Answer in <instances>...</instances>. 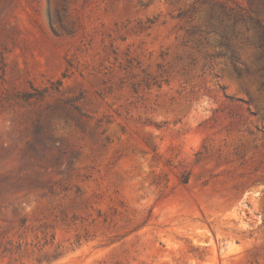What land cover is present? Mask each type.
I'll return each instance as SVG.
<instances>
[{"label": "rangeland", "instance_id": "obj_1", "mask_svg": "<svg viewBox=\"0 0 264 264\" xmlns=\"http://www.w3.org/2000/svg\"><path fill=\"white\" fill-rule=\"evenodd\" d=\"M263 82L264 0H0V264H264Z\"/></svg>", "mask_w": 264, "mask_h": 264}, {"label": "trees", "instance_id": "obj_2", "mask_svg": "<svg viewBox=\"0 0 264 264\" xmlns=\"http://www.w3.org/2000/svg\"><path fill=\"white\" fill-rule=\"evenodd\" d=\"M261 86H264V82L262 83V85ZM187 181L186 180H184V183H186Z\"/></svg>", "mask_w": 264, "mask_h": 264}]
</instances>
